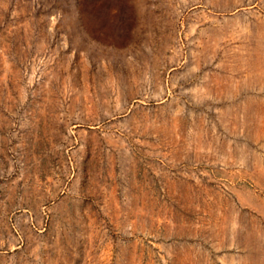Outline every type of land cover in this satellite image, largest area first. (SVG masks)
I'll return each mask as SVG.
<instances>
[{"label":"rangeland","instance_id":"374dc122","mask_svg":"<svg viewBox=\"0 0 264 264\" xmlns=\"http://www.w3.org/2000/svg\"><path fill=\"white\" fill-rule=\"evenodd\" d=\"M0 264H264V0H0Z\"/></svg>","mask_w":264,"mask_h":264}]
</instances>
